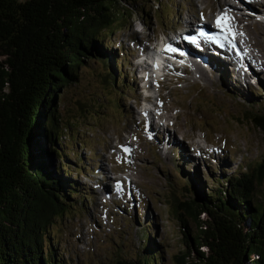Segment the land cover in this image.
Wrapping results in <instances>:
<instances>
[{"label": "rangeland", "instance_id": "rangeland-1", "mask_svg": "<svg viewBox=\"0 0 264 264\" xmlns=\"http://www.w3.org/2000/svg\"><path fill=\"white\" fill-rule=\"evenodd\" d=\"M230 1L242 6L240 0ZM136 2L138 6L128 7L133 14L100 33L108 51L106 61L90 59L80 67L78 79L59 90V146L66 154L61 158L62 174L76 183L78 192L65 201L69 211L51 221L48 236L68 264L132 260L147 250L146 227L149 240L161 250L159 264H175L174 256L186 249L181 219H188L191 234L198 231L196 221L178 208L180 204L210 190H228V180L243 172L257 176L264 162V131L252 118L264 114L261 84L235 82L233 73L223 80V65L214 63L211 71L202 64L199 67L209 71L205 79L197 71L193 79V73L172 68L173 79L161 82L164 90L153 84L147 106L153 114L147 116L137 98L139 86L149 80L143 66L136 65L140 46L146 43L152 49L151 41L160 32L174 31V37L176 29L186 20L194 23L196 15L216 26L220 0ZM259 7L255 5L260 16L250 19L255 24L247 27L246 21H231L234 38L256 57L264 55L258 53L264 46V36L258 32L264 29L259 24L264 22V9ZM244 11H238L237 17ZM113 62L125 76L110 75ZM156 122L172 136L169 146L154 134L153 129L162 134ZM197 137L206 139V153L198 151ZM83 194L89 197L83 199ZM254 201H264V180H256Z\"/></svg>", "mask_w": 264, "mask_h": 264}, {"label": "trees", "instance_id": "trees-1", "mask_svg": "<svg viewBox=\"0 0 264 264\" xmlns=\"http://www.w3.org/2000/svg\"><path fill=\"white\" fill-rule=\"evenodd\" d=\"M136 1L0 0V264H68L48 236L51 221L69 211L65 201L78 192L62 174L59 90L90 59L106 61L99 35L130 15ZM112 64L114 79L117 72L125 76ZM252 118L264 131V114ZM256 180H264V162L257 176L243 172L228 180V190L180 204L198 231L191 234L181 219L186 249L175 264H264V201H254ZM148 232L147 250L117 264H159L161 250Z\"/></svg>", "mask_w": 264, "mask_h": 264}, {"label": "bare ground", "instance_id": "bare-ground-1", "mask_svg": "<svg viewBox=\"0 0 264 264\" xmlns=\"http://www.w3.org/2000/svg\"><path fill=\"white\" fill-rule=\"evenodd\" d=\"M240 1H242V6L238 7L237 5H235L233 1L220 0V9L222 12L227 11L228 14L234 18L233 19L234 24L235 22L238 23V22L246 21L244 26L249 27L250 24L252 25L254 23V22L250 23V19L253 16L255 17L260 16V14L257 12L258 9L255 8V5H259L260 6L259 9L263 10L264 0H240ZM240 10H245V11L242 14V16L240 15L239 17H237V12ZM201 16L203 15L201 14L196 15L194 23L191 22L193 21L192 19L186 20L182 24V26L184 27V31L182 35H179L177 40L176 38L170 39L172 43L171 46L177 49V51L175 52L168 51V53L171 55V57L168 56V66L170 68H177L179 70H182L183 72L187 71L193 73L194 75L193 79L196 77L195 72L197 71L198 76L200 78L205 79L209 71L204 70L199 66L204 64L206 69L210 68L212 71L214 70V65H215L214 63H217L223 65L222 67H224L225 69V75L221 74L223 75V80L225 79V76L228 77L230 73L231 74L233 73L236 78L235 82L245 83V84L252 82L253 84H261L264 87V55H261V57L259 56L256 57V55L252 54L251 52L246 54L245 57L240 58L239 57L241 50L240 47L243 46V48H245V45L241 44L242 45L241 46L236 38H234L235 41L233 42V40L230 38V36L232 37L231 34L228 35V39H225V35L227 34L223 30H221L216 26H212V24H210L211 27L208 26L207 20L205 21L200 20ZM263 23L264 22L259 24L264 28ZM201 32L206 33V35L201 36L200 35ZM258 32L260 36H264V29L262 30L260 29ZM186 37H195L196 40L193 41L191 39H186ZM232 43H235L236 47H233ZM140 50H141L140 53L138 54L136 53L137 55L135 54V56L139 58L136 65L138 66L144 65V69H146L148 66L145 64L146 61H144L142 57L143 55H149L152 50L150 49V47H148L146 43H143L140 46ZM215 50L217 51L216 56L213 54ZM263 52H264V46L263 48L261 47V50L258 51V53L262 54ZM220 53H224V54H220ZM172 56H175L174 60L172 59ZM213 57L214 58L218 57V58L214 59ZM211 59H213V63L210 62ZM220 61L222 62L226 61L227 63L223 64ZM254 65L256 67H254ZM230 66H231V71H230ZM199 69L203 70L202 73H200ZM224 83H226V80ZM253 93L260 94V92L258 91H253ZM144 112H146L147 116H149V113H152V110L148 109ZM147 119L149 121V118ZM149 123L151 124L152 120H150ZM156 125H157V129L160 130L162 134L157 133L156 129H153L154 134L161 135L162 139L167 143V146L172 144L171 143L172 136L169 133H167L165 129L164 131L161 130L163 124L156 122ZM200 151H202L201 153L204 152L206 153V149H200ZM201 158H203V156H201Z\"/></svg>", "mask_w": 264, "mask_h": 264}, {"label": "snow or ice", "instance_id": "snow-or-ice-1", "mask_svg": "<svg viewBox=\"0 0 264 264\" xmlns=\"http://www.w3.org/2000/svg\"><path fill=\"white\" fill-rule=\"evenodd\" d=\"M233 17H231L227 11H225L224 13H222L221 15L217 16L216 18V27L220 28L221 30H223L226 34H231L234 38L235 33L231 27V21H232ZM201 36L206 35V33L201 32L200 33ZM186 39H191L193 41L196 40L195 37H186ZM225 39H228V35H225ZM233 47H236L235 43H232ZM165 50L166 51H171V52H175L177 51V49L173 48L171 46V44H168L165 46ZM123 150L125 152H130V149L127 148L126 146H122ZM119 159V158H118ZM119 185V182H118Z\"/></svg>", "mask_w": 264, "mask_h": 264}]
</instances>
